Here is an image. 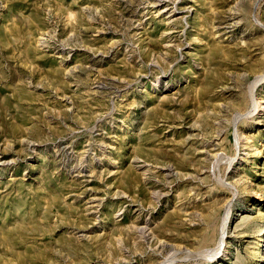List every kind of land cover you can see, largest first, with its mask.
<instances>
[{
    "label": "rangeland",
    "instance_id": "1",
    "mask_svg": "<svg viewBox=\"0 0 264 264\" xmlns=\"http://www.w3.org/2000/svg\"><path fill=\"white\" fill-rule=\"evenodd\" d=\"M164 1L0 0V264H264V0Z\"/></svg>",
    "mask_w": 264,
    "mask_h": 264
},
{
    "label": "bare ground",
    "instance_id": "2",
    "mask_svg": "<svg viewBox=\"0 0 264 264\" xmlns=\"http://www.w3.org/2000/svg\"><path fill=\"white\" fill-rule=\"evenodd\" d=\"M165 1L164 0H154V4H156L158 7L162 4H164ZM153 4V3H152ZM153 4V5H154ZM177 8V4H175V2L173 1H168L166 4H165V10L166 12L168 11L169 12V17H173L175 15V9ZM158 10V9H157ZM161 12V10H160ZM72 16V15H71ZM40 36V35H39ZM215 155V154H214ZM217 155V154H216ZM1 163H8L6 162L5 160H1L0 161ZM229 184V183H228ZM228 219H229V214L227 215V219H225L224 221V231H223V234H222V237H221V242L220 245H219V249L222 247L223 245V240H224V237H225V234H226V228H227V223H228ZM144 230V229H143ZM218 249V248H217Z\"/></svg>",
    "mask_w": 264,
    "mask_h": 264
}]
</instances>
